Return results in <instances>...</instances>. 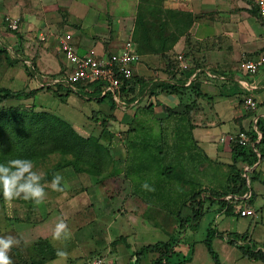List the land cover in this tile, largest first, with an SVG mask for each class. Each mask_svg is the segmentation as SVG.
<instances>
[{
  "label": "crops",
  "instance_id": "1",
  "mask_svg": "<svg viewBox=\"0 0 264 264\" xmlns=\"http://www.w3.org/2000/svg\"><path fill=\"white\" fill-rule=\"evenodd\" d=\"M143 1L0 0V88L14 91L16 85L23 83L19 87H27L30 90L40 88V91H43L45 89L41 86V77H47L65 68L63 58L56 52L62 61L60 67L59 60L53 52L54 46L48 52L45 48L41 50V44L33 43V34L37 31L61 28L62 35L69 34L71 45L80 53L91 48L106 54L117 52L127 40H130L139 54V60L134 65V77L131 79L134 83L133 99L130 102L122 101V108H112L105 105L102 100L100 101L101 95L95 90L87 86L84 89L77 86L78 91L70 93L79 96L87 95V100L91 99L97 104L95 108L86 109L88 111L84 114L86 121L89 123L95 121L97 124L107 126L115 124L120 131H132L135 140L140 143L141 141L149 143L169 141L168 151L175 152L172 153V157L177 156L181 150L175 142L186 139L190 145L186 146V150L182 148L183 158L188 159L189 162L197 158L199 160L196 167L191 168V163L188 164L190 171L187 181L195 184V187H198L196 190L204 187L206 190L222 191L227 185V176L232 163L231 147L237 133L246 129L256 130L257 119L264 121V65L254 74L247 73L241 67L245 59L257 58L264 51V25L255 10L253 0H164L166 9L188 13L192 22L184 32L180 33L172 46L168 40L165 42L154 40L151 45L157 47V51H147L144 48L138 51L130 35L133 27H126L129 21L128 15L121 13H124L126 9L136 11L142 6L150 9L148 6L150 3L147 0ZM195 9L202 12L197 13L198 19L195 18ZM134 13L136 16V12ZM12 18L18 19L16 30L7 28V21ZM106 18H113V34L108 38ZM58 36L55 34V38ZM123 36L126 37L125 40H121ZM43 44L44 47L48 44L56 45V47L58 45L55 39ZM179 54L183 55V59L189 64L188 68L191 70L181 69L177 59ZM26 61L34 63V77L28 75ZM166 84L182 88L181 94L169 93L161 89V85ZM247 97H252L256 102L255 108L246 105ZM192 100H196L197 104L190 113H187L185 105ZM80 110L85 111L84 108ZM67 121L78 134L82 135L85 131L78 130L71 121ZM148 128H150L148 131L151 132L150 135L147 132ZM256 133L259 134L257 136L259 138L260 133L257 130ZM163 136L164 139H162ZM171 136L172 138H168ZM139 153L138 150L136 154ZM141 157L144 155L141 154ZM203 157L206 159L204 162ZM207 161H209L208 165ZM212 168H220L221 172L227 175L223 186H217L208 180L206 174ZM138 171L144 172L142 168ZM248 173L251 178L248 183L252 196L249 197V194V198L242 199L239 205L248 206L254 211V215L250 216L257 217L261 207L255 208L254 204L257 201L261 206L262 203L258 202L257 198L258 195L263 196V193L256 192L251 184H260L257 190L263 186L264 158L258 159L251 168L249 167ZM144 176L143 174V178L136 177V181L145 184V180H148L147 183H149L150 178H144ZM226 197L225 200L233 205V200ZM144 198L147 197L142 192H136L134 197L125 192L121 199L123 204L129 206H142ZM97 200L98 204H105L102 202L103 197H98ZM186 203L188 202L184 200L183 206ZM216 208L218 209V205ZM188 211L190 212L189 208ZM215 212L230 215L236 221L247 217L240 216L236 206L229 212L223 209ZM0 215V225L4 226H0V236L12 235L20 240L19 246L13 247L10 255L14 262H21V264L32 260L36 264L38 263L35 260L42 261L41 264H53V261L58 259L56 256L58 249L69 253L67 260L60 261V264H80L87 254V249L82 246L91 244V239L96 232L99 233L96 229L84 230V226L73 221L69 226L72 238L54 243L53 232L47 231L46 224L35 226L27 221H14V217ZM136 216L140 215L137 213ZM106 221L109 222L106 225H110L111 220ZM118 226L123 228L121 225ZM104 228L106 229V226ZM174 230L175 228H172L169 233L162 231L167 235L164 239L160 238V232H158L161 229L154 224H143L140 233L135 232L134 229L135 241L130 243L129 237V240L126 237L128 232H121L119 236H109L105 247L100 248L95 243L91 245V249L88 250L90 258H87L86 262L91 264L95 259H100L102 264H133L134 260L130 259H134L133 252L136 249L159 240L167 241L174 234ZM217 230L224 233H247L248 243L257 242L249 232L232 231L230 227ZM156 237L158 240L153 241ZM40 238L50 240L51 247L56 250L53 257L40 258V253L46 251V247L42 250L40 248L37 256L31 255V252L25 249V244ZM67 244L72 245L71 250L65 246ZM133 244L137 247L135 248ZM193 245L194 242L183 244L178 239L173 249L177 252L185 251L187 255L184 258H187L190 250L194 249ZM104 248H106V254L103 252ZM155 254L156 252L145 251L137 264H145L146 258V264H153L157 257ZM241 256L245 257L242 254ZM245 258L255 262L253 258ZM189 261L190 258L182 264H187Z\"/></svg>",
  "mask_w": 264,
  "mask_h": 264
},
{
  "label": "rangeland",
  "instance_id": "2",
  "mask_svg": "<svg viewBox=\"0 0 264 264\" xmlns=\"http://www.w3.org/2000/svg\"><path fill=\"white\" fill-rule=\"evenodd\" d=\"M147 2L150 3L148 5L150 6V9H145L142 6L136 11L135 9H126L124 13H121L122 15H128L127 19H129V21L126 27H133V30L131 31L132 33L130 34L132 35V38L136 25V18L134 19L135 13L133 14V12H136L135 17H137L138 14L144 16V18L149 21L147 23L153 25L154 31L158 30L159 24H161L165 35L179 31L184 32L192 22V18H190L188 13L176 11V9H166L164 7V0H147ZM195 10V18L198 19L199 14L197 13L202 12H199V9L198 11L197 9ZM63 14L64 13H62V15ZM63 17L65 16L63 15ZM106 20V27H108L109 32V35L107 36L108 38L113 34V18H106ZM60 29L61 28H54L52 30L45 29L37 31L35 34L47 32L49 35L48 40L51 41L52 39H55L58 43V38H55V34L60 37V35L63 34L61 33L62 29ZM35 34H33V38L35 37ZM136 36L141 39L140 31L137 32ZM125 38L126 37L123 36L121 40H125ZM121 40H118V42H122ZM152 41H154V34ZM140 42L141 46L144 48L143 42L141 40ZM39 44L42 45L40 46L41 50L45 48L48 52L50 48L53 49L54 46L53 52L59 60L61 67L62 61L56 53V45L48 44L44 47L45 45L43 43ZM195 45H197V43H195ZM54 60L55 59H53V61ZM21 84L23 85V83ZM21 84L19 83L16 85L14 91H20L22 94L16 97H9L5 101L0 102V108L13 107L19 109V111L45 110L55 113L56 115L71 121L78 130H85L82 132V135L86 137H98L100 143H102L107 151L103 153L102 157L104 165L102 163V165H89L94 172L92 171L90 173L83 165H66L54 170L55 175L60 174L63 177L62 187L64 188V191L53 190L50 186L52 180L41 181V183L46 185L45 191L47 192L45 201L41 205L37 206L32 201L24 200L22 198L14 200L1 199L0 214L14 217V221H27L35 226L46 224L48 228L47 231L52 232L55 224L60 219H64L68 226L75 221L76 224L84 226V230H99V233L96 232L94 238L91 239V244L82 246L84 249H87V254L85 259L81 260L80 264H87L86 260L87 258H90L88 250L91 249L90 247L92 244L95 243L96 246L103 248L106 246L109 236H119L121 232H128L126 237L127 239L129 237V243L133 242L135 241L133 238L134 229L135 232L140 233L143 224H154V226L161 229V231L158 232H160V238L164 239L167 238V235L164 234L166 231L169 233L172 228L182 227L179 238L181 242L183 244L194 242V249L189 252L188 258H190V261L187 264H214V261L204 243L208 230L212 227L219 230L230 227V230L232 231L249 232L251 237L256 240L258 244H264V184L258 190L257 188L260 187V184H251L256 189V192L263 193V196L258 195L257 198L258 202L262 203L261 206L258 205L257 201L256 204H254L255 208L261 207V212L257 217L247 216L245 218H239L236 221V219L230 215H226L222 212H215L217 204H210V201L206 200L204 202V213L198 221L197 226L192 228L189 224H192L193 220L191 219V214L188 211V208L183 206V201H187V198L196 191V188H198L195 187V184L189 183L187 179L189 178L190 171L188 164L191 163V168L196 167L199 160L197 158L192 160V162H189L188 159L183 158L181 154L182 148L186 150V146L190 145L186 139L185 141L175 142L181 150H179L177 156L173 155L172 157V153L175 152L168 151L170 145L169 141H154L150 143L141 141L140 143L135 140L132 131H120V128L115 124L107 126L104 124H97L95 121L91 123L87 122V118L84 115L87 114L85 112H88L86 109L92 107L95 108L97 105L93 100H87V95L79 96L70 93L66 96L62 95L64 94L63 90L54 91L53 89L40 91V88H34L30 90L27 87H19ZM103 103L109 107L112 103H114L115 106H118L115 101H112L110 96H107L103 100ZM81 107L84 108L85 111L83 110L82 112L80 110L82 109ZM148 131H150V128H148L147 132ZM148 134L150 135L151 132H148ZM164 138L165 137L163 136L162 139ZM168 138H172V136ZM138 150L140 153L136 154ZM141 154L144 155V157H141ZM59 158V155L51 156V158L46 161L35 164V170L45 174L47 169H52V167L56 165ZM202 161L204 162L206 159L203 157ZM208 162L209 161H207V165ZM141 168L144 172L138 171V169L141 170ZM146 168L149 169L145 170ZM143 174L145 175L144 178H150L149 183H147L148 180H145L144 183H147L151 188H154V191L145 190L142 187L144 184H140V181L138 180L136 181V177L143 178ZM206 175L208 176V180L212 181L217 186H223L225 184V178L227 175H224L220 168L209 169ZM202 188L204 189V187ZM125 192L132 197H134L136 192H142L147 198H144L145 200L142 206H129L123 204L121 199L124 197ZM1 193L2 189H0V194ZM88 194H90V196ZM98 197H103L102 202L105 203L104 205L102 203H97ZM234 206L239 209L242 208L241 204H235ZM207 207L208 209H206ZM136 212L140 216H136ZM181 219L187 221L183 226H179ZM106 220H111L110 225H106L107 223L109 224ZM118 225L123 226V228ZM0 226L4 227L3 225ZM105 226L106 229L104 228ZM32 228L34 229V226ZM162 231L164 233H162ZM130 235L132 239L130 238ZM174 236L176 237L177 233L174 234ZM38 240L40 242H38ZM156 240H158V237L153 239V241ZM211 240V246L217 253L220 262L223 264H264L260 260L252 262L251 259L242 257L241 251L237 245H230L227 242L226 237L213 236ZM240 241L241 240L238 242ZM133 245L135 248L137 247L135 244ZM51 246L49 239L46 240L40 238L31 240L28 244H25L24 247L26 250L30 251L33 256L39 255L38 250L40 248L42 250L43 247H46V251L40 253V258H49L50 256L53 257L56 251ZM65 246L69 249L72 247L71 244ZM103 250L106 254V248ZM138 250L139 249H136L133 252V256H135V253ZM93 255L94 254H92V256ZM156 255L157 253L155 256ZM186 255L185 251L179 250L177 258H183L186 257ZM150 256L152 255L150 254ZM130 260L133 261L135 258ZM35 261L38 264H41L42 262L40 260ZM146 262L147 258L144 260L145 264ZM31 263L36 264L33 260L23 262V264ZM14 264H21V262H14Z\"/></svg>",
  "mask_w": 264,
  "mask_h": 264
},
{
  "label": "trees",
  "instance_id": "3",
  "mask_svg": "<svg viewBox=\"0 0 264 264\" xmlns=\"http://www.w3.org/2000/svg\"><path fill=\"white\" fill-rule=\"evenodd\" d=\"M255 10L257 12V9ZM135 22L136 25L133 33V40L136 43V47H138V51L143 48L140 40L143 42L144 50L153 52L157 51V47L151 45L153 34L154 40L164 42L168 40L170 41V46H172L181 33V31H179L165 35L161 24H159L158 30L154 31L153 25L147 23L149 21H147L144 16H141V14L137 15ZM138 31H140L141 39L136 36ZM25 67L28 75L34 77V63H32V67L27 65H25ZM187 70H191V68H188ZM62 72L63 70L61 69L55 74H50L47 76V79L58 77ZM77 86H80V88L83 89L86 87L79 83H77ZM161 86V89H164L169 93L180 95L182 92V88L177 87L176 85L166 84ZM87 87L91 90H95L97 93H100L101 91V88L95 87L94 84H88ZM44 89H53L54 91L63 90L64 94L59 92L62 95H67L68 93L73 92L62 84L44 86ZM21 94L22 92L20 91L0 88V102L5 101L9 97L20 96ZM134 94V83L130 80L121 88V100L123 102H130L133 99ZM107 96L109 95L106 94L101 96V98H99L100 101H103ZM196 104V100H192L186 104V112L190 113ZM111 106L112 108H116L114 103H112ZM255 126L256 130L260 133L259 138L257 137L256 130H240L239 132L243 131L249 135V141L246 145H241L236 137L231 147L232 163L230 164V172L227 176L226 187L220 192L211 189H199L194 191L187 199L188 203H186L185 207L190 209L193 223L189 225L192 228L197 226L198 221L203 215L205 210L204 202L206 200H209L210 204L215 203L218 205V209L216 208L215 211L223 209L224 211L229 212L234 208L235 204L239 205V202L250 194L248 181L251 178L248 171H244V167L248 166L251 168L258 159L264 158V121L257 119ZM106 151V148L100 143L98 137H84L78 134L67 120L55 113L45 110L19 111V109L13 107L0 108V164H6L8 161L18 158L31 159L34 164H38L51 158V156L59 155L60 158L56 165L53 166L52 169H47L45 172L42 181H46L53 180L55 177L54 170L66 165H83L91 173L93 169L90 168L89 165H98L101 163L104 165L102 157L103 153ZM229 194L238 197L237 200H233V205L225 200V197ZM251 196L252 193L249 197ZM1 199H4L2 193L0 194V200ZM206 209H208V207ZM185 223H187V221L181 219L179 226H183ZM181 228H175L173 233H177L176 237L173 236V234L167 241L159 240L140 248L135 253L133 264L139 262L145 251L157 253V257L153 261V264H182L184 261L188 260V257H183L182 259L175 258V256L177 257L178 252L173 249L180 237L182 231ZM213 236L226 237L227 242L230 245H237L243 256L260 260L264 263V244L259 245L254 241L248 243L247 233H224L219 232L216 228L212 227L208 230L204 243L214 261V264L223 263L220 262L217 253L211 246V238H213ZM239 240L242 242H238Z\"/></svg>",
  "mask_w": 264,
  "mask_h": 264
},
{
  "label": "built area",
  "instance_id": "4",
  "mask_svg": "<svg viewBox=\"0 0 264 264\" xmlns=\"http://www.w3.org/2000/svg\"><path fill=\"white\" fill-rule=\"evenodd\" d=\"M257 9L260 21L264 25V12H262V6H264V0H253ZM18 27V19H8L7 28L10 30H16ZM49 35L47 32H40L33 38L34 44L45 43L48 41ZM58 38V45L56 52L63 58L65 68L60 76L53 79H47V77H41V86H53L55 84H62L64 87L71 89L72 91H78L77 83L87 86L88 84H94L95 87L101 88L99 95H109L112 101H115L118 106L116 108H122V100L120 97V91L123 85L130 81L134 76V65L139 60V54L132 45L130 40H127L122 48L117 52H111L106 54L105 52H99L93 48L86 50L83 53L77 52L71 45L69 34L62 35ZM181 69H187L189 64L183 59V55L177 56ZM27 66L32 67L31 61H26ZM264 65V51L257 58L245 59L241 63V67L250 74H254L260 67ZM61 70V69H60ZM246 105L251 108L256 107V102L252 97L245 99ZM255 122V121H254ZM259 135V134H258ZM236 137L241 145H246L249 141V135L246 132H239ZM249 167L245 166L244 171H248ZM230 200H237L235 195H228L226 197ZM240 216L254 215V211L248 206L238 208ZM91 264H102L100 259H95Z\"/></svg>",
  "mask_w": 264,
  "mask_h": 264
},
{
  "label": "clouds",
  "instance_id": "5",
  "mask_svg": "<svg viewBox=\"0 0 264 264\" xmlns=\"http://www.w3.org/2000/svg\"><path fill=\"white\" fill-rule=\"evenodd\" d=\"M264 12V6H262ZM44 174L35 170V164L31 159H13L6 164H0V189L5 200L24 199L30 200L39 206L44 203L47 196L46 185L41 183ZM63 177L55 175L50 182L53 190L64 191L62 187ZM145 190L154 191L147 183L142 186ZM72 238L71 230L64 219H60L54 227L52 239L54 241H67ZM20 240L12 235L0 236V264H14L10 255L13 247H17ZM57 260L53 264H60L66 261L69 253L58 249L56 252Z\"/></svg>",
  "mask_w": 264,
  "mask_h": 264
}]
</instances>
